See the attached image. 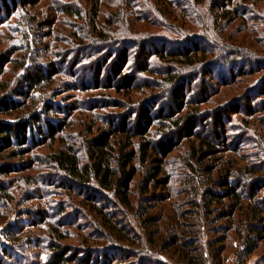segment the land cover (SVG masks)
<instances>
[{
    "label": "rangeland",
    "instance_id": "obj_1",
    "mask_svg": "<svg viewBox=\"0 0 264 264\" xmlns=\"http://www.w3.org/2000/svg\"><path fill=\"white\" fill-rule=\"evenodd\" d=\"M14 1L18 8L10 2L8 12L4 7L0 10V56L9 60L2 65V81L11 89L29 90L25 86L29 75L37 77L42 71L57 68L60 73L53 83L45 81L41 91L29 90L28 103L33 104L31 97L35 96L34 105L41 99L38 111L46 99L57 105L72 104L75 109L69 105L72 113L64 115L69 125L59 139L34 148L17 161L27 165L26 169L6 178L13 200L0 202L1 264H48L55 252L51 249L54 241L78 252L85 247H104L101 229L94 215H87L89 209L81 205L79 190L66 188L62 183L65 174L51 165L48 156L66 145L79 148L85 159V143L92 138V127L95 134L109 124L129 122V127H134L131 119L139 116L135 110L147 101L174 111L169 105L172 87L167 93L143 87L128 95L127 91L109 89L105 71L99 77L107 60H117L141 36L149 49L157 43L159 49L181 52L197 42L207 50L201 67L176 68L181 73L177 88L181 85L187 100L201 104L205 118L224 114L226 132L220 136L231 146L219 147L216 154H194V141L185 140L168 159L173 181L165 202H157L159 198L151 201L155 195L143 194L139 188L142 177L138 176L133 186L135 205L126 217L136 232L145 238L148 229L155 230L150 220L160 209H164L161 214H167L187 198L185 181L191 175L196 179L190 164L201 165L200 169L214 165L217 170L229 162H264V0H249L246 7L242 0H234L247 8L239 15L228 14L222 0H205L203 4L198 0H101L97 13L88 0ZM69 9L78 15H70ZM125 36L132 41L127 42ZM136 51L140 48L130 51L126 72L135 67ZM150 63L158 73L138 76L142 86L159 80L167 71L156 56ZM205 118L200 119L201 128L206 127L208 133L213 119ZM240 250L238 238L232 236L227 264L240 262ZM246 264H264V242Z\"/></svg>",
    "mask_w": 264,
    "mask_h": 264
},
{
    "label": "trees",
    "instance_id": "obj_2",
    "mask_svg": "<svg viewBox=\"0 0 264 264\" xmlns=\"http://www.w3.org/2000/svg\"><path fill=\"white\" fill-rule=\"evenodd\" d=\"M88 1L94 3L97 13L101 0ZM198 1L203 4L205 0ZM247 1L242 0L245 7ZM10 2L13 8H18L14 0H0V10L4 7L8 12ZM222 2L228 14L239 15L247 9L236 5L234 0ZM67 12L78 15L73 9ZM136 40L117 60L111 63L107 60L99 77L105 71L110 79L109 89L118 93L127 91L128 95L143 87L158 88L164 93L172 87L169 105L174 111L147 101L135 110L139 116L131 119L134 127H129V122L109 124L106 128L99 127L96 134L92 127L89 131L92 138L85 143V159L79 148L66 145L48 156L51 165L65 174L62 183L66 188L79 190V196L83 197L81 205L89 209L87 215H94V222L101 229L99 236L104 238V247L99 250L85 247L80 252L54 241L51 249L55 252L48 264H227L232 236L242 246L237 254L238 264H246L264 242V162L244 165L229 162L217 170L214 165L200 169L201 165L190 164L189 169L196 171V179L191 175L185 181L187 198L167 214H161L164 209H160L158 216L150 220L155 230L148 229L144 238L126 219L135 205L133 186L138 176L142 177L139 184L142 193L155 195L151 201L159 198L160 203L170 198L173 179L167 169L168 159L185 140L194 141V154L197 151L216 154L219 147L231 146L220 136L226 132L224 114L217 112L205 118L201 104L187 100L181 85L177 88L181 73L176 68L201 67L207 50L197 42L181 52L159 49L157 43L149 49L143 36ZM136 48L140 51H136L135 67L126 72L130 51ZM153 56L167 71L153 81L155 86L149 81L142 86L138 76L158 73L150 63ZM0 61V202H9L13 196L6 178L26 169L27 165L17 161L34 148L59 139L69 125L64 115L72 113L69 106L72 104L57 105L54 100L46 99L38 111L41 99L34 105L35 96H32L33 104L29 105V90L41 91L45 81L54 82L59 70L49 68L40 76L29 75L25 83L29 90L11 89L1 78L2 65L9 61L8 56H0ZM202 117L206 121L213 119L212 133H207L206 127L201 128Z\"/></svg>",
    "mask_w": 264,
    "mask_h": 264
}]
</instances>
